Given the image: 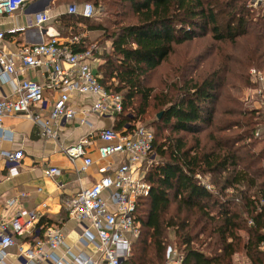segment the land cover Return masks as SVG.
I'll use <instances>...</instances> for the list:
<instances>
[{
	"label": "trees",
	"instance_id": "obj_1",
	"mask_svg": "<svg viewBox=\"0 0 264 264\" xmlns=\"http://www.w3.org/2000/svg\"><path fill=\"white\" fill-rule=\"evenodd\" d=\"M108 4L115 7L109 25L107 19L61 16L64 25L74 26L69 37L76 40L69 47L73 52L91 48L77 23L102 30V42L110 41L101 54L99 80L122 97V110L113 115L114 131L141 119L151 99L169 130L160 141L153 133V153L160 160L144 172L150 191L137 201L140 234L125 263L161 264L166 246L172 245V229L182 264H234L235 254L248 264H264V109L249 108L230 92L220 100L223 88L236 86L233 79L247 85L249 66L264 68V7L255 12L250 0ZM92 5L102 7L99 1ZM204 36L211 42L208 50L190 56L188 64L192 71H207L199 79L189 76L182 84L172 83L174 95L152 94L153 87L144 85L146 75L175 55L176 47ZM208 57L209 65L199 67ZM155 129L161 132V126Z\"/></svg>",
	"mask_w": 264,
	"mask_h": 264
},
{
	"label": "built area",
	"instance_id": "obj_2",
	"mask_svg": "<svg viewBox=\"0 0 264 264\" xmlns=\"http://www.w3.org/2000/svg\"><path fill=\"white\" fill-rule=\"evenodd\" d=\"M34 1L38 0H0V15L10 14ZM250 4L264 7V0H250ZM47 11L45 5L38 8L33 13L34 24L42 26L49 19ZM66 12L93 17L97 8L90 2L83 3L81 9L71 3ZM3 35L0 31V40ZM75 40L72 38L68 43H62L57 35H51L38 43L23 44L15 51L0 49V74L6 81L17 70L22 72L42 67L46 69L51 85L61 82L63 87L52 103L48 116L41 121L39 115L31 113L30 107L42 102V86L28 78L16 80L14 87L17 97L0 99V122L7 114H24L41 122L49 133L50 123L75 117L76 111L69 104L70 91L92 97L93 102L81 111L83 115H114L122 110L121 95L107 90L93 72L90 66L93 58L91 50H71L69 44ZM63 63L68 64V68H64ZM251 72L257 73L255 79H262L259 72ZM80 122L85 123L86 120L82 118ZM125 130L102 128L98 131V137L103 142L97 147L98 157L102 161L99 171L110 170L111 173L102 175L90 186L79 188L63 201L68 217L78 223L79 241L92 245L95 252L94 256L83 251L72 254V260L77 264H126L131 244L140 234L136 205L138 199L147 196L150 191V184L145 180L141 168L153 154L154 136L149 128L136 123ZM2 135L6 136V133ZM85 143L86 139H82L65 149L71 162L82 159L80 171L87 170L93 164L92 159L85 154ZM0 156L8 162H15L23 156V151L3 149L0 150ZM112 157L118 158L114 166L110 162ZM11 171L15 173L16 169L12 167ZM43 173L52 176L58 174L59 169L47 164L43 167ZM38 220L36 211L21 209L10 219L0 221V260L5 249L16 244L14 235L29 232L33 235V243L28 248L17 245L18 257L25 260L26 264H38L45 259H49L51 264H62V259L53 253L63 243L60 230L49 224L37 225ZM45 248L49 249L48 253ZM182 261V253L175 246L167 245L161 264H182Z\"/></svg>",
	"mask_w": 264,
	"mask_h": 264
},
{
	"label": "crops",
	"instance_id": "obj_3",
	"mask_svg": "<svg viewBox=\"0 0 264 264\" xmlns=\"http://www.w3.org/2000/svg\"><path fill=\"white\" fill-rule=\"evenodd\" d=\"M85 2L88 1L38 0L10 14L0 15V31L4 34L0 40V49L15 51L23 44L38 43L51 35H57L62 43H67L72 39L69 35L74 32V26L64 25L61 16L66 13L68 4L74 3L81 9ZM44 5L47 6L49 19L42 26H37L34 24L33 13ZM93 17L94 20H101ZM76 25L81 29V32L79 29L80 35L86 37L88 45L91 46L89 49L92 50L93 58L90 66L99 77V68L103 64L101 54L110 47V41L102 42L100 39L102 30L87 29L82 23ZM63 67L68 68V64L63 63ZM22 78L36 81L42 86V102L32 105L30 111L39 115L43 121L63 89L61 82L51 85L48 81V73L42 67L25 69L22 72L17 70L9 81L0 74V99L16 98L14 82ZM92 102L89 94L70 91L69 104L75 109L76 115L68 121L58 119L55 123H50L49 133L41 122H36L35 119L24 114H7L0 122V150L23 151V156L15 162H8L0 156V221L10 219L21 209L36 211L39 215L37 225H53L62 234L63 243L53 251L62 259V264H77L72 260V254L83 251L94 256L95 253L92 245L79 241L78 223L68 217L63 201L79 188L90 186L102 175L111 173L110 170L99 171L102 161L98 157L97 147L103 143L98 137V131L102 128H112L113 115H83L81 111ZM82 118L86 120L85 123L80 122ZM4 132L6 136L2 135ZM82 139H86L85 154L93 161L85 171L79 170L82 159H77L73 163L65 152L69 145ZM117 161V157H112L110 160L113 166ZM47 164L57 167L59 173L52 176L45 175L43 167ZM12 167L16 169L15 173L11 171ZM14 239L16 244L5 249L0 264H26L25 260L17 255V245L23 248L30 247L33 243V235L26 232L19 236L14 235ZM44 250L47 253L49 251L46 248ZM38 264H51V261L45 259Z\"/></svg>",
	"mask_w": 264,
	"mask_h": 264
},
{
	"label": "rangeland",
	"instance_id": "obj_4",
	"mask_svg": "<svg viewBox=\"0 0 264 264\" xmlns=\"http://www.w3.org/2000/svg\"><path fill=\"white\" fill-rule=\"evenodd\" d=\"M89 1L91 3L94 1H99V3H102L101 8H99L98 5H95V7L97 8V13L95 17L100 18L101 21L107 19L108 22H106V24L109 25L111 23V19L113 18L114 9H115V7H111L110 4H108L110 0H89ZM259 7L261 6H258V4L256 5L254 4L252 10L255 12H258V10L260 9ZM105 8H108L109 10L111 9L110 11L111 13H107V11L109 10L104 11ZM254 16H256V14H254ZM133 20L134 19L132 18H128V21H133ZM208 37L209 36H204L203 38L200 37L195 40L197 42H192L188 45L183 44L181 46L176 47L175 55H170V57L167 60L162 61L156 67V69H154L153 71L149 72L146 75L144 85L147 87H153L154 90L152 94L165 95V92H166L167 94L174 95L176 91L174 92L173 91L174 89H171L172 83L175 82L178 85L182 84L184 79L186 80L189 76H192V78L194 79H199L202 76V74L207 70L204 68L203 69L196 68L195 70L192 71L189 68V64H188L190 62L189 57L190 56L194 57L195 55L193 54L203 55V53L206 52V50H208V47L211 44ZM223 47L224 49H226L227 47H230V46H228L227 44H223ZM235 50L238 51V54L240 53V50L238 48ZM212 53L213 51L209 55L210 57H212ZM210 61L211 60L209 57L205 58L202 60V62L198 64V66L206 67L207 65H209ZM253 70H255L256 72H259V75H261L262 77L261 80L255 79L257 73L251 72ZM245 74L247 75L248 81H249L247 85L240 84L238 83L237 80L233 79L232 81L236 83L235 84L236 86L232 87L231 89L229 87L223 88L220 92V100L225 92H230L234 96L242 99L249 108H252V107L257 108L261 111L264 109V92H263L264 68L257 69L256 67L251 65L246 69ZM139 102H140V99L137 96L134 100V105L132 106L133 109L130 108L131 112L134 113V107L135 106L137 107L139 105ZM154 102H155L154 99H151L150 104L146 108V112L142 115L141 119H136L133 121V123L140 124L142 126L149 128L155 134L157 141H160L161 137L169 133V130L167 127H163V124L160 123L159 119L161 117L160 118L157 117V114L159 111L157 108L152 106ZM222 102L224 103V100H222ZM155 125L159 127L161 126L160 133H157L155 129ZM206 131L207 130H203L199 134L202 135ZM187 137L191 138V134H188ZM159 160H160V157H158L155 153H153L150 156V158L142 166L141 168L142 171L146 172L149 166L155 164ZM201 181L206 182V180L203 178L201 179ZM168 235H169L170 243L174 246H177L175 242L176 239L173 235L172 229H169ZM233 263L234 264H248V261L241 254H235L233 256Z\"/></svg>",
	"mask_w": 264,
	"mask_h": 264
},
{
	"label": "water",
	"instance_id": "obj_5",
	"mask_svg": "<svg viewBox=\"0 0 264 264\" xmlns=\"http://www.w3.org/2000/svg\"><path fill=\"white\" fill-rule=\"evenodd\" d=\"M160 116V113H158V117Z\"/></svg>",
	"mask_w": 264,
	"mask_h": 264
}]
</instances>
